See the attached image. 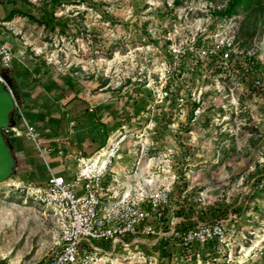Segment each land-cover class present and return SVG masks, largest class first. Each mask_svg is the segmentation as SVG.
Instances as JSON below:
<instances>
[{
  "label": "rangeland",
  "instance_id": "rangeland-1",
  "mask_svg": "<svg viewBox=\"0 0 264 264\" xmlns=\"http://www.w3.org/2000/svg\"><path fill=\"white\" fill-rule=\"evenodd\" d=\"M54 1L66 25L52 32L27 15ZM175 1L0 0V46L41 81L10 83L20 136L7 137L19 171L0 184V264H45L58 249L59 223L33 188L44 185L49 168L69 180L79 173L82 151L91 152L102 135L96 120L108 139L90 169L111 160L105 182L118 199L169 193L162 226L170 243L140 239L94 264H264V194L250 200L264 187L256 185L264 174V88L257 84L264 77V17L220 22L214 13L226 0ZM12 10L20 14L6 21ZM199 37L209 45L231 41L239 61L230 74L207 64L198 76L188 72L182 55ZM250 57L258 69L247 71ZM13 62L5 68L0 61V71L12 73ZM167 84L172 92L165 94ZM193 103L199 107L191 116ZM23 117L43 154L27 138ZM213 224L224 231L218 244L174 239L185 227L204 234ZM94 244L112 252L108 242Z\"/></svg>",
  "mask_w": 264,
  "mask_h": 264
},
{
  "label": "built area",
  "instance_id": "built-area-1",
  "mask_svg": "<svg viewBox=\"0 0 264 264\" xmlns=\"http://www.w3.org/2000/svg\"><path fill=\"white\" fill-rule=\"evenodd\" d=\"M195 43L184 51V54L187 50L191 52L188 57V71L192 75L198 76V72H202L203 64L211 65L215 73H220L218 75L230 74L232 62L239 61L238 55L233 56L231 41L221 45H209L210 42L203 39L201 45L195 46ZM13 60V53L6 46H0L1 64L8 68ZM0 81L9 89L15 102V111H20L15 94L1 71ZM257 84L258 88H264V77L259 79ZM167 86L168 84L165 86V94H168ZM23 121L26 124L27 138L32 140L43 154L36 129L28 124L26 118L23 117ZM5 134L20 136L18 126L11 125L4 129ZM102 156L96 159L80 156L79 173L72 180L49 168L44 185L33 188L36 201L53 211L61 230L58 249L52 252L46 264H94L102 260L103 255H113L118 249L125 250L135 242H140V239H167L162 226L166 224L162 221V209L169 203V193L146 195L140 200H133L126 195L118 199L119 195L112 194L105 182L111 160L108 163L103 160L97 170L90 169V164L98 163ZM153 221L158 222L160 226H155ZM178 235V232L175 233L176 237ZM223 235L222 227L213 224L204 234L201 231L189 230L179 238L184 241V245L193 247L194 243L213 242L215 239H221ZM94 241L110 243L112 252L97 246ZM194 255L200 258L199 253Z\"/></svg>",
  "mask_w": 264,
  "mask_h": 264
},
{
  "label": "trees",
  "instance_id": "trees-1",
  "mask_svg": "<svg viewBox=\"0 0 264 264\" xmlns=\"http://www.w3.org/2000/svg\"><path fill=\"white\" fill-rule=\"evenodd\" d=\"M56 2L57 1H54L53 3L46 5L44 7V9L38 8L37 9L38 10L37 15L28 14L27 15L28 18H30L31 20L35 21L36 23L44 26V28L51 30L52 32L56 31L58 28H65L66 21L64 19H60V18L56 17ZM174 6H176V7L180 6V1L176 0L174 3ZM161 9L164 10V13H166V15L169 13H172L171 9H168V6L166 3H163ZM17 14H20V10H12L10 12V14L8 15V17H6L5 20L11 21L15 17V15H17ZM240 14H244L247 16L245 21L250 20L252 16H253V19H255V20L259 19L261 15L264 17V0H226V3L223 5V8H221L219 11L214 13V17H215V20H219L220 22H224V21L231 20V19L239 16ZM36 16H38V17H36ZM163 16H161V17H163ZM246 22H244L243 27L245 26ZM263 22H264V20H263ZM202 40H203V37H199L195 43V46L201 45ZM242 46H244V43ZM190 55H191V52L189 50H187L185 52V54L183 55V58H185V59L187 58V60H188V57ZM246 59H248L247 60L248 65H249L248 70L249 69L250 70L251 69L252 70L258 69L260 67V65L256 64V59L254 57H250V58H246ZM184 65H186V62H184L183 65L180 66L181 70L184 69V67H183ZM12 67H13L12 73L10 72V69H2L1 70L3 77L7 80L9 85H10V83H14V84L18 83L20 78H22L23 80L31 79L34 82L35 81L41 82L39 79H37V77H34L36 79H32L34 74L30 71V69L28 67H25L24 65H20V64H14V62H13ZM187 70H188V68H187ZM8 72H10V73L8 74ZM41 84H43V83H41ZM16 87H17V85H16ZM166 90H168L169 92H172V88H171L170 84H168ZM15 91L17 94H19L18 89H16ZM198 107H199V103H193L192 104L191 116H193L195 110ZM83 115L84 116L90 115L89 111L85 110ZM91 116H96V113L94 112V110H91ZM65 117H66V113L63 112L61 119L62 118L64 119ZM77 118L78 117H76L75 120H77ZM28 120L31 121L30 118H28ZM96 121H97V124L102 126V135L97 136L93 139L94 145H96V147H94L91 150V152H87L85 150L82 151L81 155L83 157H86V158L91 157L96 152H98L101 148H103L107 142V139H108V128H107V126L104 125L103 123H100V121H98V120H96ZM11 123L13 126L14 125L18 126V123H15V119H14L13 115L11 118ZM59 123H60V121H57V124H59ZM95 126H98V125H95ZM54 128L58 129V125L54 126ZM3 132H4V130H3ZM62 132H63V130H61V132H59L57 134H60ZM5 138L8 142V144L13 149L11 140L7 137L6 134H5ZM17 141H18V139H17ZM79 146L82 148V142L79 143ZM17 170L19 171V166H18ZM260 182L261 183L264 182V174L256 180V185L259 186L261 184ZM258 189L259 188L256 187L254 193L250 197L251 201L259 198L260 194H264V187L260 188L259 190ZM259 207H260V205H255L254 210L258 211ZM210 210H213V208ZM206 216H207V214H206ZM162 221L164 223L168 222L166 220V217H163ZM183 230H185L183 234H186L188 231V227H185ZM174 239L175 240L177 239L179 242H181L183 244V240L181 238L177 237ZM169 243H170L169 239H163L161 241V244L163 246H166ZM209 244H218V239H215L213 242H210ZM195 257L196 256L194 255L193 261H196Z\"/></svg>",
  "mask_w": 264,
  "mask_h": 264
},
{
  "label": "water",
  "instance_id": "water-1",
  "mask_svg": "<svg viewBox=\"0 0 264 264\" xmlns=\"http://www.w3.org/2000/svg\"><path fill=\"white\" fill-rule=\"evenodd\" d=\"M14 112V99L6 85L0 81V184L12 179L18 168L14 151L3 132L12 125L11 118Z\"/></svg>",
  "mask_w": 264,
  "mask_h": 264
}]
</instances>
